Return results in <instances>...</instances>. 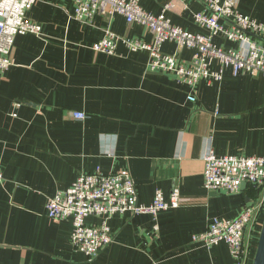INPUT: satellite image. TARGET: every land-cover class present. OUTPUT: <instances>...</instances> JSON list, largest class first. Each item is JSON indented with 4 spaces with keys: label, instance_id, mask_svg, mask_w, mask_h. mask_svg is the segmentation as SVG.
Wrapping results in <instances>:
<instances>
[{
    "label": "crops",
    "instance_id": "crops-1",
    "mask_svg": "<svg viewBox=\"0 0 264 264\" xmlns=\"http://www.w3.org/2000/svg\"><path fill=\"white\" fill-rule=\"evenodd\" d=\"M223 1V0H220ZM146 12L166 16L183 30L206 35L193 20L196 0H139ZM236 9L264 24V0H236ZM71 0H38L27 18L42 34L17 35L12 66L0 72V264H251L257 222L247 228L241 260L225 243L193 242L215 217L233 219L256 192L207 190L204 157H264V78L226 69L220 82L193 88L148 71V53L119 42L114 55L92 46L106 31L152 42L146 28L120 15L76 21ZM223 49L239 44L220 36ZM161 51L180 62L192 51L164 42ZM84 113L78 120L74 113ZM126 171L138 201L157 190L175 209L151 215H115L107 223L113 242L94 259L72 248L71 219L50 221L47 199L83 174ZM87 224H99L90 218Z\"/></svg>",
    "mask_w": 264,
    "mask_h": 264
},
{
    "label": "built area",
    "instance_id": "built-area-1",
    "mask_svg": "<svg viewBox=\"0 0 264 264\" xmlns=\"http://www.w3.org/2000/svg\"><path fill=\"white\" fill-rule=\"evenodd\" d=\"M38 0H0V72L12 66L10 58L15 37L32 34L40 36L41 26L27 18V12ZM76 21H90L94 15H120L126 23L147 29L152 42L124 39L106 31L95 43V52L114 55L122 42L130 51L148 53V71L170 75L193 88L200 81L207 84L220 82L226 69L234 75L241 73L264 78V24L240 13L236 0H196L203 10L193 14L194 22L207 31L206 35L193 34L172 24L166 16L171 5L154 16L139 4V0H71ZM216 36L240 45L237 49H223L213 42ZM164 42H173L179 49L192 51L191 59L180 62L173 55L161 51ZM84 120V113H74ZM3 180L0 169V183ZM246 183L255 192L253 200L246 201L242 211L233 219L215 217L207 230L193 237V242L208 247L225 243L230 253L241 260L248 226L257 222V238L264 215V157L216 156L204 157L203 184L207 190L239 193ZM179 205V190L173 189L168 197L157 190L153 201L144 205L138 201L136 186L126 171L105 175L99 171L80 175L65 191L47 199L45 213L53 222L71 219L72 248L94 259L113 242V233L107 221L115 215H151L175 209ZM90 218L99 224H87Z\"/></svg>",
    "mask_w": 264,
    "mask_h": 264
},
{
    "label": "water",
    "instance_id": "water-1",
    "mask_svg": "<svg viewBox=\"0 0 264 264\" xmlns=\"http://www.w3.org/2000/svg\"><path fill=\"white\" fill-rule=\"evenodd\" d=\"M246 186V183H243L241 185V189L245 188ZM251 264H264V217L257 238L256 249Z\"/></svg>",
    "mask_w": 264,
    "mask_h": 264
},
{
    "label": "rangeland",
    "instance_id": "rangeland-1",
    "mask_svg": "<svg viewBox=\"0 0 264 264\" xmlns=\"http://www.w3.org/2000/svg\"><path fill=\"white\" fill-rule=\"evenodd\" d=\"M264 217V216H263ZM262 220H263V218H262Z\"/></svg>",
    "mask_w": 264,
    "mask_h": 264
},
{
    "label": "trees",
    "instance_id": "trees-1",
    "mask_svg": "<svg viewBox=\"0 0 264 264\" xmlns=\"http://www.w3.org/2000/svg\"><path fill=\"white\" fill-rule=\"evenodd\" d=\"M264 216V215H263Z\"/></svg>",
    "mask_w": 264,
    "mask_h": 264
}]
</instances>
